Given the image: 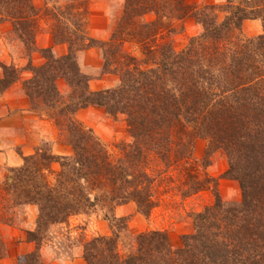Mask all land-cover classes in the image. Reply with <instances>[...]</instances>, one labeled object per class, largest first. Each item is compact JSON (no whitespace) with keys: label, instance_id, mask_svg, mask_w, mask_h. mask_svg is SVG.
<instances>
[{"label":"trees","instance_id":"1","mask_svg":"<svg viewBox=\"0 0 264 264\" xmlns=\"http://www.w3.org/2000/svg\"><path fill=\"white\" fill-rule=\"evenodd\" d=\"M91 13V0L45 9L35 0H0V26L11 24L29 61L23 69L1 66L0 94L31 72L22 84L30 110L54 122L72 150L59 156L46 143L0 178V229L18 225L27 207L38 215L35 228L25 230L36 250L17 264H47L40 248L51 228L91 212L102 214L112 235L85 245L87 264H264V0H226L220 6L124 0L107 41L90 36ZM189 19L201 32L178 52L173 38ZM257 20L263 33L244 37L245 23ZM43 22L55 45L68 46L66 55L38 48ZM129 44L138 53L128 51ZM92 48L101 53L98 77H118L113 88L92 91L94 78L82 71L79 59ZM36 53L45 60L40 66L33 63ZM60 81L67 85L65 93ZM91 107L124 119L130 141L120 146L119 158L78 119ZM200 139L207 141L202 162L195 157ZM217 152L228 159L224 178L240 185L241 203L225 201L218 180L197 172V165L207 168ZM173 167L186 172L183 198L211 186L213 204L192 213L193 231L181 237L180 247L167 231L144 232L125 245L129 218L117 211L134 204L149 219L160 205L158 182ZM6 256L0 236V261Z\"/></svg>","mask_w":264,"mask_h":264},{"label":"rangeland","instance_id":"2","mask_svg":"<svg viewBox=\"0 0 264 264\" xmlns=\"http://www.w3.org/2000/svg\"><path fill=\"white\" fill-rule=\"evenodd\" d=\"M35 1L38 7L42 9L46 7L52 8L54 5L64 7L68 4V0ZM187 1L193 4V0ZM225 2L226 0H224L223 3H215L214 5H224ZM123 3L124 0H91V10L92 8L97 9L100 7L107 9L110 16L111 34L115 23L120 17ZM190 21L194 20L190 19L185 22L184 30L173 38L174 48L178 52L184 50L189 40L201 32L200 27L195 21L194 23ZM262 33V23L257 20L246 22L243 27L242 35L246 38H254ZM0 39L3 40L5 48L11 50L14 58H17V60L23 57L27 59L22 44L16 40L13 35L10 23L5 22L0 26ZM126 48L128 51L133 50L137 53L139 51L131 44L127 45ZM2 54L3 51L1 49L0 56H2ZM2 65H15L17 67V63L7 64L0 61V79L3 78ZM81 67L83 72L92 76L94 79L99 78L98 76L101 74L100 68L92 69L89 66H83V64H81ZM103 77L104 76L101 78ZM66 87V83L63 82V84H61V89L66 92ZM3 95L0 94V99ZM82 123L88 129L93 130L113 158H119L122 155L120 146L130 141L128 128L123 118L113 120L105 114L99 117L91 116L89 119L82 118ZM35 132L36 129L32 128V131L24 132L25 134H23L22 128H15L12 125L7 131L5 130L0 133V178L6 175L8 168L22 166L25 157L35 154L37 150L42 148L46 143L51 146L53 153L58 155L59 146L63 144L59 132L56 134L57 137L55 136L56 142H54V144L49 141H41L32 151L30 148L35 145L33 143L34 139H32ZM206 150L207 141L204 139L198 140L195 151L196 159L202 162ZM53 169L58 172L60 170V165L55 164ZM196 169L199 175L218 180L219 191L225 201L230 203H241L243 200V192L240 185L233 180L224 178L229 169V162L222 152H217L212 155L207 168L197 165ZM185 177L186 172L182 168L176 167H173L162 175V178L158 182V185L161 187L157 190V201L160 205L152 212L149 219L138 214L134 204H129L117 211L118 217L129 218L130 237L128 238L123 234L124 237L122 239L126 241L125 245H127L128 239L138 234L150 231H167L174 245L176 247L181 246V237L193 231L192 213L202 211L205 207L212 205L214 202L211 186H208L203 191L189 198H183L182 192L187 189L186 186L182 187ZM51 178L53 179L54 177ZM160 182L162 185H160ZM37 216L36 208L27 207L21 211V215L17 220L18 225L14 227L3 226L0 229L1 239L5 241L7 247V256L0 261L1 264H17L24 255L36 250V244L27 241L25 230H33L35 228ZM111 235V225L104 219L101 213L91 212L89 214L78 215L72 217L66 225L51 228L49 237L41 246L40 252L44 262L47 264H87L84 259L85 245L97 237ZM130 243H132V240H130Z\"/></svg>","mask_w":264,"mask_h":264},{"label":"crops","instance_id":"3","mask_svg":"<svg viewBox=\"0 0 264 264\" xmlns=\"http://www.w3.org/2000/svg\"><path fill=\"white\" fill-rule=\"evenodd\" d=\"M58 1V0H57ZM223 3L224 0H193V4L203 5V4H215ZM37 5V3H36ZM38 6V5H37ZM91 19H90V36L98 40H108L111 35L110 28V16L107 9L100 7L97 9L92 8ZM190 20V19H189ZM192 20V19H191ZM188 21V20H187ZM186 21V22H187ZM194 23V21H190ZM37 46L39 49H49L52 48L57 56L61 57L68 53L67 45H55L53 36L50 32L49 25L45 22L41 23V33L37 37ZM3 51L1 62L7 64L17 63L18 68H25L26 64L29 63L26 58H14L10 49H6L3 40L0 39V51ZM33 63L35 66L42 65L45 60L39 53L34 54ZM80 64L83 66H89L92 69H101L102 59L101 53L98 49L92 48L84 53L80 54ZM25 64V65H24ZM94 66V67H93ZM32 77V73L25 71L22 74L21 81L16 83L10 90H8L0 99V133L2 131H7L13 125L15 128H22V133L32 131L36 129V134L32 136L34 139L30 149L33 151L35 146L41 141H49L54 144L56 142L57 133L59 132L54 122L43 118L30 110L29 100L23 90V81L28 80ZM118 78L114 75H106L101 79H94L91 81L90 87L92 91H101L104 89L113 88L118 83ZM64 81L59 82V87L61 89V84ZM65 83V82H64ZM67 88V87H66ZM63 93L65 91L61 89ZM105 112L100 108L91 107L85 110H81L78 113V119L82 122V118H90L91 116H104ZM25 130V131H24ZM56 136V137H55ZM34 137V138H33ZM32 143V144H33ZM63 145V146H61ZM59 146V151L57 154L59 156H69L72 154V150L69 146L61 144Z\"/></svg>","mask_w":264,"mask_h":264}]
</instances>
